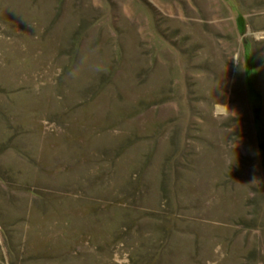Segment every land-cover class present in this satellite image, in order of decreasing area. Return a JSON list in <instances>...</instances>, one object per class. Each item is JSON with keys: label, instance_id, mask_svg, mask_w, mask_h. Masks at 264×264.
Listing matches in <instances>:
<instances>
[{"label": "rangeland", "instance_id": "1", "mask_svg": "<svg viewBox=\"0 0 264 264\" xmlns=\"http://www.w3.org/2000/svg\"><path fill=\"white\" fill-rule=\"evenodd\" d=\"M0 264H264V0H0Z\"/></svg>", "mask_w": 264, "mask_h": 264}, {"label": "trees", "instance_id": "2", "mask_svg": "<svg viewBox=\"0 0 264 264\" xmlns=\"http://www.w3.org/2000/svg\"><path fill=\"white\" fill-rule=\"evenodd\" d=\"M252 94L255 95L254 92H252Z\"/></svg>", "mask_w": 264, "mask_h": 264}]
</instances>
